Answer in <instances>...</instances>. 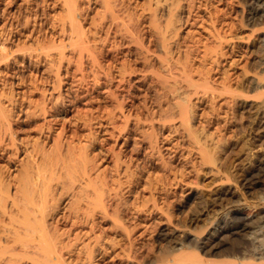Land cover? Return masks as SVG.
Segmentation results:
<instances>
[{"label":"bare ground","instance_id":"6f19581e","mask_svg":"<svg viewBox=\"0 0 264 264\" xmlns=\"http://www.w3.org/2000/svg\"><path fill=\"white\" fill-rule=\"evenodd\" d=\"M60 1L66 7V13L60 17L59 31L61 36L57 39H52L50 36L48 38L43 37L42 39L37 38L38 40L31 44L29 42L27 45L26 43L22 45L16 44L17 46L13 48L6 44L8 41H13V34L15 33L12 28L19 26L23 28L26 26V22L20 23L19 20H16L17 22L14 21V27H12L13 24L6 23L8 16L12 14L7 9V6L9 5L13 9L16 6V1L0 0V65H10L15 54H21L23 58L28 59V66H31L32 61H34L37 67L39 65H46L41 72L44 71L52 74V77L49 78L40 77V75V78L35 79L36 76H33V78L30 76L28 86H26V89L22 93L21 101L25 100L24 102L26 103L23 106L21 101L17 103V100H13L10 96L7 97L6 100L11 105V109L14 107V112L12 110L10 113H7L0 99V159L13 165L14 161L21 159L19 154L23 152L24 143L23 141H18L16 137L15 123L19 122L21 117L25 119L38 116L42 120L39 135L42 138H47V140H53L54 148L58 155L61 154L62 149L68 150L70 152L69 159L71 163L73 166H77L74 168L75 174L71 176L70 187L67 186L71 191L72 196L70 195V197L72 199H64L65 201L63 199V201H60L61 197H63V190L60 186L64 181L62 180L63 183L59 185L61 179H59L60 170L58 168L63 166L62 159L55 162L54 165L57 169V180L55 182L60 187L59 190L61 189V196H57L55 198L57 199L56 201L55 199L51 200L53 197H50L52 188L56 184L54 183L55 186H52L48 182L40 180L43 176L41 175L42 172L39 171V166L35 164V156L32 159V164L36 165L34 167L36 175H34V179L36 181L39 180L38 182L41 181L42 184L39 183L41 186L37 185L36 183L38 182H36L33 183L32 188L29 186L31 188L30 191L26 190L27 188L24 185L28 182L25 181L30 177L28 176V170L24 168V176L17 175L11 177V179L14 178L15 187L13 183H10L12 180L9 181L0 175V198H3V202L5 201L3 203L5 207H0V264H99V259L110 253L111 249L115 248L118 244L114 236L108 235V230L112 231V229L117 230L120 228L126 231L122 232L130 237L132 231L137 229L142 224V221L146 220L140 219L138 212L148 211V208L144 210V208L136 207L134 213L128 216L132 207L126 202H122L117 189L115 186L113 187V184L117 181L110 179L108 175L100 178V171L97 172L99 160L105 159L106 161V159L112 160V158L116 175L118 176L120 173L126 172L130 166L129 162L132 161L131 155L142 149V145H140L142 139L140 140L134 136V128L129 126V122L134 120L137 124H140L144 121H149L148 123L151 128L157 123L161 130L165 128L169 129V122L171 120L178 121L186 136L195 144V148L201 158L210 159L207 147L194 134V130L191 127L192 116L190 112L195 103V101L192 103V100L195 99L198 103H201L203 99H206L214 104L216 103V99L224 95V97L226 96L224 102H230L235 97L243 95L242 93L245 90L256 91V93L259 92L260 94L261 89L264 88V82L260 80L261 76H258L257 81L255 79L252 80V78V81L248 84L243 79L237 80L234 87L232 84L226 83V81L221 86H215L211 83L207 73H201L200 78L197 81L194 80L193 75H190L193 68L189 72L188 68L192 66H188L187 68L186 63L188 62L186 57H189V54L192 55L193 51L196 53L200 47L205 50L203 52L206 55V46L208 44V41H204L206 39L203 41L196 39L191 40L192 42L189 44L185 43L188 50H185L184 53V48L180 49L184 54H187V56L184 55L185 58L183 57V60H181V56H183L182 52L181 56L179 55L180 53H177L179 56L176 57H172V54L171 56L169 55L172 48L174 49L176 46L175 49L179 50L180 46L177 37L172 42V39L176 36V32L172 34L173 36L169 33L173 32L170 30H173L172 27H174L172 26L168 30L169 26H171L169 24H174L172 19L176 15L175 18L177 19L174 21H178L179 23L178 27L176 26L177 28L192 25L191 23L195 21L194 16L196 11L194 10L197 7L194 2H191L192 5L194 4V8L188 3L189 7L184 14V6L181 3L183 1L181 0H146L143 3L141 2L137 21L135 20V22L128 24L126 20H131L133 14L128 9L129 7L124 5V0H99L101 8L100 24L103 21H107L108 28L105 30V36L98 49L95 46L96 43L94 44V41L90 39V35L82 24L80 20L81 15L74 1ZM239 2L242 3L240 16L244 24L249 26L264 24V0H239ZM175 8H177L176 12H174ZM157 16L159 18L164 16L165 21L164 18L163 21L165 24H163V28L159 26L160 23L157 24L159 21L155 23V20L158 18ZM242 21L238 22L241 23ZM7 24L9 28L6 29ZM147 24L149 26L155 25L153 26V28L155 27L154 29L151 28L153 30L152 35H146V30H143L144 26L148 27ZM259 29H257L258 32ZM263 29L264 27H262L260 32ZM174 31L176 30L174 29ZM149 33L151 34V32ZM111 38L112 41H110ZM170 38L172 39L170 40ZM109 41L112 44H109ZM261 41L264 45V35L261 37ZM107 44H109L108 47ZM217 46L219 45L215 44L213 47L216 48ZM132 48H135L134 51L137 53L139 52L138 58L147 62L148 67L155 59L159 62V68H154L152 64L150 68L142 71L137 81H133L130 77L134 74V69L131 68L125 57V59H121V56L129 55L132 52ZM202 55L200 54V56ZM184 60H186V63H184ZM85 63L88 66L89 75L86 72ZM71 64H74V71L71 70L72 73H79V76L77 75L78 78L76 77L77 79L74 78L75 74L73 76L71 74L69 68ZM64 68L65 72L62 73V69ZM99 69L100 72H98ZM68 76H72L78 82L75 85L76 88H73L75 93L79 88L81 89L87 84L86 79L88 76H90L89 78L92 77V87L94 85L106 87L104 89L105 97L112 101V106L102 109L100 112L98 111L99 116L97 114L92 115V113L90 115L87 112L82 113L75 109L77 113L73 114L74 117L72 119L56 118L55 115L59 111V106L57 105L59 99H63L62 101L65 102L63 109L65 114L72 111L75 107L73 100L66 98L65 95L72 92L70 91V88H72L71 83L77 82L66 81L65 84L71 85L69 89H63L61 85L64 82V78L68 79L66 78ZM18 79L20 80L21 77ZM37 80H41V83L47 85L44 86L43 84L40 86V81ZM144 81L149 85L157 83L160 87L157 90H160V92L162 90L171 97L174 110H172V114H169L171 115L168 117L170 119L166 118V115L165 117L163 116L164 112L162 115H157L159 114L157 113V116L153 115L155 111L148 114V116L132 113L130 106L134 98L133 88L138 86H134V83H144ZM201 84H204L202 88L200 87ZM32 92L38 94L39 98L36 100L29 99L27 93L31 94ZM156 92L158 93V91ZM153 93L151 95L155 96ZM183 93L187 96L182 97ZM120 119L123 120H121L122 124L117 123ZM215 120L216 115L210 114L205 119V122L209 123ZM94 126H96L95 133L92 130ZM79 127L86 129L83 139L87 142V145L70 143L72 142V136L76 134ZM173 129V131L178 130L177 126L173 127ZM97 133H99V136L96 135ZM159 134L161 139L163 138V140L167 141L165 148L169 151V154L172 156L177 154L180 143L171 137V132L164 136H162L164 133H161V131ZM107 139L112 141V145L110 142H107ZM114 145L117 147L116 150L114 149ZM150 147L152 148L153 145H150L149 149ZM144 150L147 151V149ZM25 152L27 153L28 150ZM118 154H122V157H115ZM261 168H264V162L259 167L260 170ZM18 174L20 175V173ZM251 176L254 177L253 174ZM130 183H133V181L131 180ZM10 184H13L11 186L15 188V191L13 188L15 194L16 192H20L18 196L25 194L24 198L22 196V200L25 199L26 201H20L19 199L20 202H25L24 204L21 203V205L19 201L17 202L16 199L18 197L15 198L17 195H13V192H10ZM31 184L30 182L28 185ZM53 190L55 189L53 188ZM66 191L68 190L66 189ZM224 195H226V191L221 190L213 199L217 201L221 200ZM6 201L8 202L7 206ZM204 203L206 204L205 200ZM261 203L263 205L264 197L260 198ZM156 206V203H154L153 207ZM245 206L252 207L246 201L240 203L239 206L230 204L226 210L219 213L218 217L216 216L211 220L209 227L205 229L206 235H202L201 237L196 235L187 236L178 242L176 241L177 243L173 246L171 245L169 250L165 249L167 251L160 252L162 254L158 253L160 255H157V258H155L156 262L153 261L154 263L152 262V264H264V212L250 215L249 212L245 213ZM3 217H7L9 222L6 223L7 218L4 222ZM127 222L128 224L126 225ZM127 239L129 238L127 237ZM220 244L228 248L225 247L227 250L221 251V254L226 256L225 258L211 259L205 257L206 253L209 255L214 250L216 251L220 247L218 246ZM223 245L222 247H224ZM130 247H135V245H131ZM148 249L152 250L149 247ZM126 250L128 253V249ZM147 251L150 253L149 250ZM213 255L215 254L213 253Z\"/></svg>","mask_w":264,"mask_h":264},{"label":"rangeland","instance_id":"374dc122","mask_svg":"<svg viewBox=\"0 0 264 264\" xmlns=\"http://www.w3.org/2000/svg\"><path fill=\"white\" fill-rule=\"evenodd\" d=\"M15 1L16 6L13 9L9 7V5L7 6V9H9L12 14L11 16H8L6 23L8 22V24H13L12 27H14V21L19 20L20 23L26 22V26L23 28L20 26L12 28L10 26V28L14 30L12 31L15 34H13V41H8L6 43L8 46H12L14 48L17 45H22L24 43L27 45L28 42L31 44L43 37L48 38V36H50L52 39H57L61 36L59 31L60 17L64 16L66 13V7L60 0ZM73 1L81 15L80 20L84 28L90 35V39L94 41V44L96 43L95 46L99 49L106 33L105 30L108 28L107 21H103L100 24L101 8L99 0ZM145 1L146 0H124V5L129 7L128 9L131 10V14H133V17L131 18L132 21L130 19L126 20L128 24L135 22V20L137 21L139 17L137 15L140 11L139 8ZM181 1L180 2L184 6V14L186 13V9L189 7L188 3H190L192 8H194V4H196L195 6L197 7H195V10L192 9L196 11L194 16L195 21L191 23L192 25L185 26L184 28H177L179 23L178 21H174L177 19L175 18L176 15L173 16L174 19H172V22L174 24L176 22L177 23L176 25H172V23L169 24L171 26L167 24L169 26V28H167L170 30V27L177 26V29L172 27L173 30H170L173 31L169 32L171 35L176 32L175 38H173L172 35L170 37L173 39L170 38V40L172 39L173 42V40L177 37L180 46L178 48L179 50L175 49L176 46L174 49L172 48L169 55L171 56L172 54V57H176L183 54V56H181V60H183L185 58L184 55L187 56V54H184L185 50H188L186 49L187 43H191V40L201 39L203 41L206 39L204 40L206 42L208 41L205 52L206 55L203 52L205 50L200 47L198 49L199 51L197 50L196 53L193 51L191 53L192 55L189 54V57H186L188 63H186V60H184L185 62L183 61L187 64V68L188 66H192L188 69L189 72H191L190 70L193 68L191 72L192 74L190 75H193L192 77L194 80L197 81L202 75L201 73H207L211 83L215 86H221L222 83L226 81V83L232 84L234 87L236 86L235 82L242 79L246 84H248L252 80L258 79V76H261L263 79L260 78V80L261 82H264V45L261 43V37L264 35V29L260 32L262 27H264V24H258L255 26L244 24L240 16L242 12L241 1ZM191 2H194V4L192 5ZM176 11L177 8H175L174 12ZM163 18L164 16L160 18L158 17L157 20H155V23L159 21L157 24L160 23V27L165 24V18L164 21ZM238 21L242 22L240 23ZM144 23L146 22L144 21ZM147 26L148 27H143V30H146V32H144L146 35H152V29L155 28H153L155 25L153 24V26H149L147 24ZM258 27L261 28L259 29ZM7 28H9V25L6 26V29ZM138 29L140 28L138 27ZM174 29L176 31H174ZM257 29H259V32ZM256 30L257 32H255ZM149 32H151V34ZM110 41H112V38ZM213 42L214 45L216 44L219 46L216 48L213 47ZM109 44H112V42ZM109 44H107V47ZM182 48H184V53L180 50ZM134 49L135 48L131 49V55L126 54L121 56V59L124 57L127 59L131 68L134 69V74H132L130 78L133 81H137L139 79L138 77L141 76L142 71L150 68L152 64L154 68H159V62L154 59L152 64L148 67V63L143 61V59L138 58L139 52L137 53ZM177 53L180 54L177 55ZM200 54H204L202 55L203 57L200 56ZM27 63H29L28 59L23 58L21 54H15L13 60L10 62V65H0V99L2 100V104L6 108L7 113H10L12 110L14 112V107L11 109V105H9L6 98L10 96V98L13 100L15 99V101L17 100V103H19L22 99L23 90H25L26 86H28V80L31 77L33 78V76H36L35 79L42 76L48 78L52 77V74H48V72H41L46 65H42L43 67L39 65L37 67L34 61H32L31 66H28ZM84 66L89 75L87 64L85 63ZM69 68L70 71H74V64H71ZM64 70L65 68L62 69V73L65 72ZM72 71L71 74L73 76L75 73H72ZM38 72L39 75L37 76ZM98 72H100V69ZM77 75L79 76L78 72L74 75L75 79L78 78ZM72 76H70L71 78L69 76L66 77L68 79L64 78V82L61 84L63 89H69V86H71L65 84L66 81L77 82ZM20 77L21 81L18 79ZM89 77L90 76L86 79L87 84L84 85V82V86L81 89L79 88L76 93L74 92V89L76 88L75 85H77L78 82L71 83L72 88H70V91L72 92H69L68 94L66 93L67 96L65 95V97L72 99L75 107L72 111L65 114V111L63 110L65 102L62 101L63 99H59L57 103L59 111L55 115L56 118L72 119L74 117L73 114L77 113L75 112V109L82 113L87 112L89 114L92 113V115L97 114L99 116V112L102 109H107L112 106V101L105 97L104 89H106V87L99 85H94V87H92V77ZM37 81H40V84L38 82L40 86L43 84L44 86L47 85L45 83H41V80ZM138 83L139 82L134 83V86H138L133 88L134 98L133 103L130 106L132 113H139L140 116H148V114L155 111L153 115H156L157 113H159L157 115H162L164 112V117L165 115L166 118L171 116L169 114H172V110H174V104L171 97L168 96L166 92H163L162 90L160 92V90H157L160 88L157 83L152 84L153 86L149 85L145 81L144 83H139L140 86ZM203 85L204 84H201L200 87L202 88ZM155 90L160 93L158 94ZM261 90L263 91L264 88ZM262 91H260L259 94V92L256 93V91L245 90V92L242 93L243 95L235 97L230 102H224L226 98L224 95L216 99V103L214 104H212L210 100L206 99H203L201 103H198L195 99L192 100V103H194L193 101H195V103L193 104L190 112L192 116L191 127L194 130V134L207 147L210 159L201 158L195 148V144L186 136L178 121L171 120L172 122H169V129L165 128L161 130L157 123H155L154 127L151 128L148 123L149 121H144L140 124H137L134 120L129 122V126L134 128V136L140 140L142 139L140 141L142 149L131 155L132 161L129 162L130 166L126 172L120 173L118 176L116 175V172H114L115 166L113 164V158L112 160L106 159V161L105 159L99 160L100 162L97 166V172L100 171V178L104 175H108L110 179L117 181L115 182L116 184H113V187L115 186L117 189L122 202L124 201L132 207L130 208L128 216H131V214L134 213V209L136 210V207L142 209L144 208V210L148 208V211L138 212L140 219H146V223H144L145 221H142V224L140 225L141 227L139 226L137 229L132 231V235L129 234L131 238L127 236V234L123 233L126 231H123L120 228L117 230L112 229V231L108 230V235L114 236L115 241H117L120 246L117 244L115 248L113 247L111 249L110 253L101 257L99 259V264H152L153 261L156 262L155 258H157V255L159 256L163 252L169 250L170 246H173L179 240H182L187 236L196 235L201 237L202 235H206L205 229L209 227L211 220L216 216L218 217L219 213L226 210L230 204H233V206H239L240 203L246 201L247 204H250L252 207L245 206V213L249 212L250 215H255L258 212H264V203L263 205L262 203L260 204V198L264 197V168H261V170L259 169V167L262 166V162H264V92ZM152 93L155 96H152ZM184 94L185 93H183L182 97L187 96ZM27 95L29 99L31 98L32 100L39 98V95L33 92L31 94L27 93ZM24 101H21L22 106L26 104ZM210 114H215L216 120L209 123L205 122V119ZM21 119L19 122L15 123V129L17 131L16 137L18 141H23L25 147H23V152L19 154L21 159L19 158L20 160L14 161V165L12 163L8 164L3 159H0V175L7 178L9 181H13L14 178L11 179V177H15L17 175L24 176V169H27L30 180L28 179L25 181L28 183H25L26 185L24 186H26V190L30 191L33 183L39 181L34 179L36 176L34 173V167L38 165L39 171L42 172L41 175L43 176L40 180L42 179V181L44 180L43 182H48L50 185L55 186L57 183L55 182V180H57V169L54 165L55 162L61 161L62 159L63 166L58 168V170H60L59 179H61L59 185L63 183L62 180L64 181L62 184L63 186H60L63 190V197H61L60 201H63L64 199L68 200V198L72 199V197H70L71 191L67 186L70 187V179L71 176L75 174L74 168L77 166H73L71 163V160L69 159L70 152L66 149H62L61 154L58 155L55 151L53 140H47V138H42L39 135L40 123L42 122L41 117L32 116V118L30 117L25 119L21 117ZM121 120L122 119H120L117 123L122 124L123 120ZM176 126L178 130H175V132L173 131V127ZM95 129L96 126L92 129L94 133L96 132ZM160 131L161 133H164L162 136L171 132V137L180 143L181 148L179 147V152L177 154L173 156L169 154V151L165 148V143H167V141L163 140V138L161 139L159 134ZM85 132L86 129L79 127L76 134L72 136V142L70 143L87 145V142L83 139V134H85ZM96 135L99 136V133ZM107 142H110L112 145V141L110 139ZM149 144L153 145L150 149ZM114 149H117L115 145ZM144 149H147V151ZM27 150L28 152L26 153L25 151ZM33 156L36 158L35 166L32 164ZM115 157L120 158L122 157V154H118ZM18 173H20V175ZM251 174H253L255 178L251 176ZM131 180L133 183H130ZM12 181L10 183L14 184V181ZM30 182L32 184L28 185ZM39 183L42 184L41 181L36 184L41 186ZM13 184H10V192H13L12 194L14 195L15 184ZM11 185L14 186V191ZM29 186H31V188ZM57 187L58 186L56 184V186L53 187L55 190L52 188L50 197L53 198L51 199L49 197L51 200H54L57 196H61V189L59 190L60 187ZM66 189L69 192L66 191ZM221 190L226 191V195L218 201L213 199L214 196L217 193H220ZM19 193L16 192L15 194L17 195L15 198L18 197L16 199L17 202L19 199L20 201H24L25 199H22L25 194L22 195V198L21 195L18 196ZM56 200L57 199H55V201ZM204 200L206 204L204 203ZM20 201L19 204L23 203ZM4 202L3 198H0V207H5V205H3ZM6 203L5 204L7 206L8 202L6 201ZM154 203H156V207H153ZM202 206L204 207L201 208ZM6 218L7 217H3L4 222ZM8 222L9 220L7 218L6 223ZM106 223L108 224V222ZM127 237L129 239H127ZM131 245H135V247H130ZM222 245L223 244L218 245L220 247H218L216 251L214 250L213 253L215 255H213V253H210L209 255L206 253L207 255L205 254V257H209L211 259L225 258L226 256L222 255L221 251L223 252L228 248L225 245L222 247ZM148 247L151 248L153 252L148 249ZM130 248H132V251ZM126 249H128V253ZM147 250H149L150 253ZM218 250H220V253H217Z\"/></svg>","mask_w":264,"mask_h":264}]
</instances>
